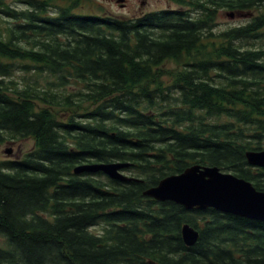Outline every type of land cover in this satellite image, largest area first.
Returning <instances> with one entry per match:
<instances>
[{"label":"trees","instance_id":"trees-1","mask_svg":"<svg viewBox=\"0 0 264 264\" xmlns=\"http://www.w3.org/2000/svg\"><path fill=\"white\" fill-rule=\"evenodd\" d=\"M167 1L119 19L91 0H0V144L34 141L0 161V264H264V222L144 196L192 165L264 193L245 157L264 150V50L240 44L264 34V14L213 32L221 10L264 0ZM117 161L135 180L73 173Z\"/></svg>","mask_w":264,"mask_h":264},{"label":"water","instance_id":"water-1","mask_svg":"<svg viewBox=\"0 0 264 264\" xmlns=\"http://www.w3.org/2000/svg\"><path fill=\"white\" fill-rule=\"evenodd\" d=\"M228 16L233 17L232 14ZM5 153L10 154V150ZM245 157L249 166L264 169V150L248 151ZM129 165L118 161L87 163L76 166L73 173H101L112 180L126 182L135 180L124 174L123 170ZM144 196L161 203L172 202L188 211L214 209L223 214L264 222V193L256 190L250 182L217 167L192 165L181 174L161 179L156 186L147 189ZM181 236L187 247L198 240V232L188 224L181 228Z\"/></svg>","mask_w":264,"mask_h":264},{"label":"rangeland","instance_id":"rangeland-1","mask_svg":"<svg viewBox=\"0 0 264 264\" xmlns=\"http://www.w3.org/2000/svg\"><path fill=\"white\" fill-rule=\"evenodd\" d=\"M13 7H19L14 0H5ZM92 6L89 8L92 12L102 13L110 17L119 19H135L144 15L161 12L164 10L175 9L167 0H126L125 6L121 7V3L118 0H91ZM21 7V6H20ZM229 11L221 10L219 12L216 26L213 29L214 34H218L223 31H227L233 28L241 27L251 21L252 18L259 13L264 14V7L253 10L247 14H233V17H229ZM7 25V21L0 19V34L3 32V27ZM263 32V31H262ZM245 49L252 50H264V34H261L258 39L252 41H242L240 43ZM20 76L22 73L16 71L12 78L20 82ZM48 80H52L49 76ZM42 86L45 85V80L40 81ZM34 148V141L32 139H21L15 141H8L0 144V161L7 160H19L29 153ZM10 150V154H6L5 151ZM130 175L129 173H124ZM100 228H96L99 230Z\"/></svg>","mask_w":264,"mask_h":264},{"label":"flooded vegetation","instance_id":"flooded-vegetation-1","mask_svg":"<svg viewBox=\"0 0 264 264\" xmlns=\"http://www.w3.org/2000/svg\"><path fill=\"white\" fill-rule=\"evenodd\" d=\"M118 1H119V0H118ZM125 1H126V0H123V2L121 3V4H122V5H121L122 7L125 6Z\"/></svg>","mask_w":264,"mask_h":264}]
</instances>
